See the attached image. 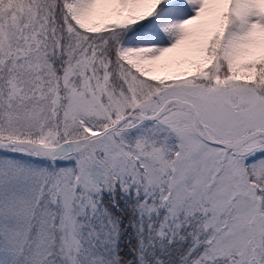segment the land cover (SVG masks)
Returning a JSON list of instances; mask_svg holds the SVG:
<instances>
[{"label": "snow or ice", "instance_id": "snow-or-ice-1", "mask_svg": "<svg viewBox=\"0 0 264 264\" xmlns=\"http://www.w3.org/2000/svg\"><path fill=\"white\" fill-rule=\"evenodd\" d=\"M0 264H264V0H0Z\"/></svg>", "mask_w": 264, "mask_h": 264}]
</instances>
